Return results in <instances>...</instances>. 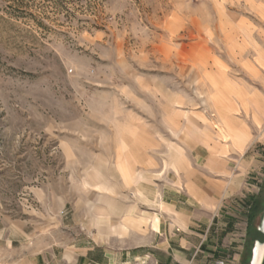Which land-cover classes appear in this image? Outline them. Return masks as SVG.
I'll list each match as a JSON object with an SVG mask.
<instances>
[{
    "label": "rangeland",
    "instance_id": "obj_1",
    "mask_svg": "<svg viewBox=\"0 0 264 264\" xmlns=\"http://www.w3.org/2000/svg\"><path fill=\"white\" fill-rule=\"evenodd\" d=\"M183 135L253 151L264 207V0H0V222L70 219Z\"/></svg>",
    "mask_w": 264,
    "mask_h": 264
},
{
    "label": "crops",
    "instance_id": "obj_2",
    "mask_svg": "<svg viewBox=\"0 0 264 264\" xmlns=\"http://www.w3.org/2000/svg\"><path fill=\"white\" fill-rule=\"evenodd\" d=\"M183 136L166 166L124 169L117 192L86 198L70 219L0 222V264H241L256 155Z\"/></svg>",
    "mask_w": 264,
    "mask_h": 264
},
{
    "label": "trees",
    "instance_id": "obj_3",
    "mask_svg": "<svg viewBox=\"0 0 264 264\" xmlns=\"http://www.w3.org/2000/svg\"><path fill=\"white\" fill-rule=\"evenodd\" d=\"M263 211H264V207H263L262 201L259 199V196L256 195L251 202L250 211L248 214V222L250 223V225H248V228H249L248 238H247L248 247L246 248L244 258L242 259L241 264L250 263L251 255H252V248H253L255 240L264 239L263 235L258 230L254 229V226H253V221L258 215L262 214Z\"/></svg>",
    "mask_w": 264,
    "mask_h": 264
},
{
    "label": "water",
    "instance_id": "obj_4",
    "mask_svg": "<svg viewBox=\"0 0 264 264\" xmlns=\"http://www.w3.org/2000/svg\"><path fill=\"white\" fill-rule=\"evenodd\" d=\"M263 222H264V211L262 213L261 220H260V225H259V232L264 237V229H262ZM257 244H259L260 246H262V253H261L260 259L258 261V264H264V239L261 242L256 241L254 243L253 248H252L251 260H250V263L249 264H253L254 263V260H255V249H256Z\"/></svg>",
    "mask_w": 264,
    "mask_h": 264
},
{
    "label": "bare ground",
    "instance_id": "obj_5",
    "mask_svg": "<svg viewBox=\"0 0 264 264\" xmlns=\"http://www.w3.org/2000/svg\"><path fill=\"white\" fill-rule=\"evenodd\" d=\"M262 229H264V222H263V227ZM262 253V246H260L259 244H257L256 249H255V260L253 264H258V261L260 259Z\"/></svg>",
    "mask_w": 264,
    "mask_h": 264
}]
</instances>
